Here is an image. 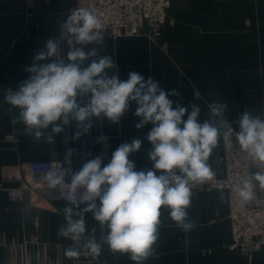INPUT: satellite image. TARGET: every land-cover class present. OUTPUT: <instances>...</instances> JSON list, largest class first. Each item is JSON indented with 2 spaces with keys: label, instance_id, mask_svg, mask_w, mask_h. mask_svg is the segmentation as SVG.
I'll return each instance as SVG.
<instances>
[{
  "label": "crops",
  "instance_id": "1",
  "mask_svg": "<svg viewBox=\"0 0 264 264\" xmlns=\"http://www.w3.org/2000/svg\"><path fill=\"white\" fill-rule=\"evenodd\" d=\"M29 1L0 0V264H21L25 254L31 264H135L128 254L113 252L103 242L92 213L85 215V238L95 228L100 254L81 247L78 258H67L65 250L73 242L57 235L65 224L67 201L56 195L37 203L28 195L14 201L3 190L16 186L21 166L48 160L63 163L70 148L74 150L73 171L97 156L103 157V167L122 143L133 138L142 140L141 149L129 156L136 170L153 168L148 156L152 145L146 139L153 125L135 127L140 119L134 115L135 103L119 125L103 116L93 117L92 127L78 139L73 138L78 129L72 120L64 122L63 131L54 135L51 144L25 132L18 120L19 109L5 102L6 90H18L29 77L25 69L37 52L45 50L49 39L59 38L73 4V0ZM146 31L143 25L138 35L104 38L99 44L84 46L85 51L95 48L98 56L86 60L83 67L91 59L110 56L116 64L111 74L126 81L135 71L145 81L150 77L158 81L165 92L176 90L179 96H169L173 107L179 103L190 112L192 105H198L201 122L215 119L210 103L226 105L224 119L237 131L245 111L264 118V0H174L159 36L152 40ZM61 48L66 55L67 43ZM10 136L15 143L6 141ZM102 136L106 139L98 142ZM222 141L223 135L209 159L219 177L224 174ZM191 192L188 219L196 227L182 231L162 206L159 239L143 264H264V247L251 254L230 249L225 191L201 188Z\"/></svg>",
  "mask_w": 264,
  "mask_h": 264
},
{
  "label": "clouds",
  "instance_id": "2",
  "mask_svg": "<svg viewBox=\"0 0 264 264\" xmlns=\"http://www.w3.org/2000/svg\"><path fill=\"white\" fill-rule=\"evenodd\" d=\"M103 29L94 9L77 8L62 22L59 38L49 39L45 50L34 55L33 64L25 69L29 77L18 90H6L4 99L19 109L18 120L25 132L37 141L43 137L47 144L63 131L66 120L76 122L78 130L73 138L78 139L92 127L93 117L103 116L119 125L135 103L134 115L140 118L135 127L153 125L146 136L152 145L148 153L152 170L137 171L129 159L142 146L140 138H133L130 143H122L103 167V157L97 156L79 171H73L74 150L70 148L64 162L57 161L42 179L49 189L68 188L62 196L68 204L63 209L65 224L57 233L73 242L74 246L65 250L67 258H78L81 247L91 254H100L95 228L85 238V215L92 213L103 242L113 252L126 253L135 264H143L153 255L159 239L162 206L167 207L171 220L182 231L187 233L196 227L187 211L191 206V186L214 175L209 159L221 136L227 139L222 132L227 123L226 105L210 103L215 119L201 122L198 105H192L190 112L179 103L173 107L169 96H179L176 90L165 92L158 81L151 77L145 81L135 71L129 73L126 81L111 74L116 64L110 56L91 59L83 67L86 60L98 56L95 48L85 51L84 46L102 42ZM65 42L66 55L61 48ZM104 139L102 136L98 142ZM235 139L240 150L261 168L254 175L247 174L235 187L243 207L255 199L254 182L264 189V118L245 111L239 118Z\"/></svg>",
  "mask_w": 264,
  "mask_h": 264
},
{
  "label": "built area",
  "instance_id": "3",
  "mask_svg": "<svg viewBox=\"0 0 264 264\" xmlns=\"http://www.w3.org/2000/svg\"><path fill=\"white\" fill-rule=\"evenodd\" d=\"M29 1V0H28ZM174 0H73L70 15L77 8L94 9L104 26V38L135 36L140 33L143 25L147 26L146 35L154 38L160 27L166 22L167 13ZM30 2V1H29ZM103 38V39H104ZM227 139L223 137L224 174L213 177L202 184L191 186V191L201 188L222 190L226 192L228 220L230 224V249L251 254L264 247V189L258 182L254 188L255 199L241 207L235 191L237 184L247 175H254L261 168L253 163L247 153L242 152L235 139L237 131L231 124L223 128ZM15 143L14 136L6 138ZM57 161H35L21 166L14 187L3 189L7 198L22 201L25 195L37 200L56 195L63 199L68 188L49 189L42 177L52 170ZM80 193L77 194L79 199ZM99 204V201H97ZM21 264H31L29 255L25 254Z\"/></svg>",
  "mask_w": 264,
  "mask_h": 264
},
{
  "label": "rangeland",
  "instance_id": "4",
  "mask_svg": "<svg viewBox=\"0 0 264 264\" xmlns=\"http://www.w3.org/2000/svg\"><path fill=\"white\" fill-rule=\"evenodd\" d=\"M166 20H167V19H166ZM160 28H161V27H160ZM159 34H160V29H159L158 34H157L156 37H154V38H152V37H150V36H149V37L153 40V39H156V38L159 36ZM261 118H263V117H261ZM226 124H231V125L234 127L233 123H231V122H227ZM234 129H235V128H234ZM235 130H236V129H235ZM236 131H237V130H236ZM237 132H238V131H237ZM223 133H224V131H223ZM223 137H224V136H223ZM222 149H223V148H222ZM46 199H47V197H46L45 199H43V197H42L41 199H37V200H34V199H33V201L37 203V202H40V201H41V202H42V201H45Z\"/></svg>",
  "mask_w": 264,
  "mask_h": 264
}]
</instances>
